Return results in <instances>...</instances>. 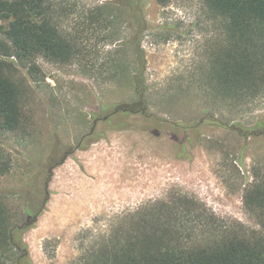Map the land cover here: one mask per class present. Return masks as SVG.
Wrapping results in <instances>:
<instances>
[{
  "label": "rangeland",
  "instance_id": "rangeland-1",
  "mask_svg": "<svg viewBox=\"0 0 264 264\" xmlns=\"http://www.w3.org/2000/svg\"><path fill=\"white\" fill-rule=\"evenodd\" d=\"M115 1H48L71 42L69 60L4 57L22 124L0 132L10 161L0 191L9 192L14 238L26 243L32 264H74L107 235L129 228L134 212L183 195L259 228L244 193L264 168V130L242 128L262 119L264 98L232 119L227 102L203 91L210 57L225 39L222 21L204 0H145L147 108L114 114L116 104L136 101L138 70L137 26ZM92 155L98 162L90 161V170L104 177L85 170L81 159ZM90 179L101 201L87 199L77 211L69 199L78 193L75 185ZM8 257L7 264H25L14 251Z\"/></svg>",
  "mask_w": 264,
  "mask_h": 264
},
{
  "label": "trees",
  "instance_id": "trees-1",
  "mask_svg": "<svg viewBox=\"0 0 264 264\" xmlns=\"http://www.w3.org/2000/svg\"><path fill=\"white\" fill-rule=\"evenodd\" d=\"M48 1L0 0V132L16 131L22 124L18 88L4 57L30 63L38 56L55 62L72 56L71 42ZM144 1H115L129 9L137 26L132 44L138 70L133 75L136 101L116 104L114 114L144 113L147 108L141 48ZM204 1L211 17L222 21L225 39L210 57L203 91L214 102H227L229 117L238 119L246 107L264 98V0ZM261 127L264 130V115L242 129L255 134ZM9 169L0 146V176ZM7 195L8 191H0V264H7L13 251L25 264H32L26 243L21 238L15 241ZM244 205L259 228L224 219L186 195L149 205L134 212L129 228L107 235L74 264H264V168L245 190Z\"/></svg>",
  "mask_w": 264,
  "mask_h": 264
},
{
  "label": "bare ground",
  "instance_id": "bare-ground-1",
  "mask_svg": "<svg viewBox=\"0 0 264 264\" xmlns=\"http://www.w3.org/2000/svg\"><path fill=\"white\" fill-rule=\"evenodd\" d=\"M81 160H83V161L85 160L83 162L84 163L83 166H84L85 170L88 169L93 176H97V177H104L105 176V174L103 172L101 173L99 171H96L95 169L94 170L96 172L91 171L90 166H88L90 164V161H92V160H96L98 162V160L96 159V156L92 155L91 157H87V158H84ZM92 183H91V179H90L89 181L82 180V182L78 183L77 186L75 185V187L79 188V189H76L77 190L76 192H78V193L76 196H73L71 199H69V204L75 206L74 208L77 211H82V210L86 209V206H84V205H85L87 199L91 200V201H95V202L101 201L100 197H96L98 191L95 189V185H93ZM73 192H74V190H73ZM67 201H68V199H67Z\"/></svg>",
  "mask_w": 264,
  "mask_h": 264
},
{
  "label": "flooded vegetation",
  "instance_id": "flooded-vegetation-1",
  "mask_svg": "<svg viewBox=\"0 0 264 264\" xmlns=\"http://www.w3.org/2000/svg\"><path fill=\"white\" fill-rule=\"evenodd\" d=\"M92 132H93V131H91L88 135L91 136V135H92ZM89 136H88V137H89ZM82 140H83V139H82ZM82 140L79 142L80 145L82 144Z\"/></svg>",
  "mask_w": 264,
  "mask_h": 264
}]
</instances>
